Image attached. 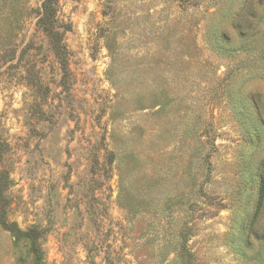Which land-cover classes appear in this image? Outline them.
I'll list each match as a JSON object with an SVG mask.
<instances>
[{
  "label": "rangeland",
  "instance_id": "1",
  "mask_svg": "<svg viewBox=\"0 0 264 264\" xmlns=\"http://www.w3.org/2000/svg\"><path fill=\"white\" fill-rule=\"evenodd\" d=\"M0 264H264V0H0Z\"/></svg>",
  "mask_w": 264,
  "mask_h": 264
}]
</instances>
